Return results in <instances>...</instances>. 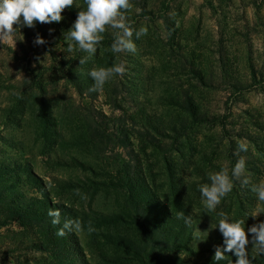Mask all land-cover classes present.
Segmentation results:
<instances>
[{
    "label": "rangeland",
    "instance_id": "obj_1",
    "mask_svg": "<svg viewBox=\"0 0 264 264\" xmlns=\"http://www.w3.org/2000/svg\"><path fill=\"white\" fill-rule=\"evenodd\" d=\"M128 2L134 51L113 53L107 25L91 56L68 51L83 0L0 35V264H234L231 250L212 260L217 213L242 219L246 238L264 221L250 190L264 181V0ZM116 63L125 71L89 91V70ZM238 158L208 211L198 186ZM49 208L81 229L57 236Z\"/></svg>",
    "mask_w": 264,
    "mask_h": 264
},
{
    "label": "clouds",
    "instance_id": "obj_2",
    "mask_svg": "<svg viewBox=\"0 0 264 264\" xmlns=\"http://www.w3.org/2000/svg\"><path fill=\"white\" fill-rule=\"evenodd\" d=\"M83 3L84 7L77 11L75 19L64 34V39L68 41V51H71L73 44H75L78 50H82L91 56L97 43L102 39L101 34L104 33L106 25L114 30L112 33L114 41L111 44L113 53H119L122 50H135V45L131 39L133 30L122 12L129 7L128 0H83ZM66 6H73V0H0V35H10L14 29V23L32 27L34 22H59L62 19V10ZM145 31V28H140L136 32L137 37ZM34 43L41 44L44 43V40L37 35ZM79 62L83 64L84 58H81ZM124 71V66L120 63L110 67L90 69L88 75L93 84L89 87V91L102 87L113 74L120 75ZM237 150L246 151V143L238 142ZM244 167L243 158H238L231 166V175L226 166H222L219 171L207 174L208 183L199 185L198 191L204 207L208 211L214 210L221 198L232 190L233 181L231 177L241 174ZM250 190L256 193L257 200L264 202V181L252 185ZM47 215L51 217L50 223L52 225L61 224L60 213L57 209L49 208ZM177 218H182L185 224L190 223V218L185 217L183 213H178ZM243 224L242 219L233 218L223 211L217 213L215 226L224 238V251L222 252L217 247L212 256L213 261L224 260V253L231 250L236 257L234 264H250L245 247L249 244L250 239L254 241L257 254L264 255V221L249 226L247 233L250 234V237L247 238ZM80 229L81 223L78 219L65 218L61 226L56 229L55 234L64 236L66 232L79 231ZM87 231L92 232L94 228L88 225Z\"/></svg>",
    "mask_w": 264,
    "mask_h": 264
}]
</instances>
